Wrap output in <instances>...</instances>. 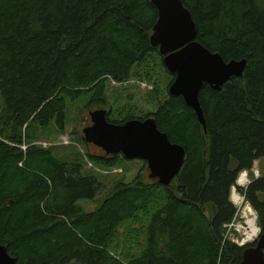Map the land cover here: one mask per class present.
<instances>
[{"label": "trees", "instance_id": "obj_1", "mask_svg": "<svg viewBox=\"0 0 264 264\" xmlns=\"http://www.w3.org/2000/svg\"><path fill=\"white\" fill-rule=\"evenodd\" d=\"M180 1L196 41L226 62L246 60L242 78L220 91L203 85L206 133L183 99L167 93L174 77L150 45L157 20L150 0H0V244L18 264H239L255 246L223 241L222 228L234 219L229 197L238 175L264 162V0ZM132 73L153 85L146 102L156 111L121 105L107 121L153 118L185 161L171 186L119 179L86 213L78 204L95 201L101 184L82 174L81 158L69 165L31 146V131L51 121L63 131L67 101L104 107L110 81L123 85ZM86 158L103 169L124 160ZM243 194L264 234V176ZM126 224V242L135 240L129 255L112 248Z\"/></svg>", "mask_w": 264, "mask_h": 264}, {"label": "water", "instance_id": "obj_2", "mask_svg": "<svg viewBox=\"0 0 264 264\" xmlns=\"http://www.w3.org/2000/svg\"><path fill=\"white\" fill-rule=\"evenodd\" d=\"M150 2L157 11L150 45L158 50L163 66L174 77L168 94L183 99L206 133L198 101L203 85L220 91L231 79L242 78L246 60L226 62L196 41V24L180 0ZM107 114L104 109L88 114L92 125L82 132L85 143L101 149L106 156L120 155L126 161H142L147 166L148 179L163 187L171 186L183 167L184 148L171 143L167 135L158 130L153 118L116 125L107 121ZM0 264H18L1 244ZM239 264H264V234L259 236L254 247L244 249Z\"/></svg>", "mask_w": 264, "mask_h": 264}, {"label": "rangeland", "instance_id": "obj_3", "mask_svg": "<svg viewBox=\"0 0 264 264\" xmlns=\"http://www.w3.org/2000/svg\"><path fill=\"white\" fill-rule=\"evenodd\" d=\"M156 74L157 75H155V79L158 80L160 87L164 88V85L167 82L166 74L159 69L157 70ZM153 88L154 87L151 83L147 82L146 80H140L139 78L135 77V74L132 73L130 80L125 82L123 85H117L110 81L106 90L107 104L104 107H89L87 105L88 100L85 97H82L75 102L67 101L65 110L66 118L63 131L60 132L58 130L54 121H51L46 128L35 127L31 131V133L35 135L33 136L34 139L32 140L33 143L31 146L49 150L55 157L62 161H66L69 165H71L74 160L81 158L83 160L82 174L85 176L91 175L95 177L101 184L102 191L95 198V201H82L78 204L82 211L86 213L95 211L104 198L103 194L109 191V189L112 187V184L116 180L122 179L124 182L129 183L137 175H139L141 181L146 183L149 182L147 166L142 161L121 160L117 167L109 169H103L92 164L86 158V154L90 152L94 154L95 151L93 149L90 151L88 147L85 148L83 146L82 130L85 128L86 122L89 118L88 114L98 109H104L107 112H111L115 107L126 105L125 111L132 110L135 113L143 112L144 114L149 112L154 113L156 111V106H153L154 104H152V102L150 104L146 102V97L150 95V93L153 91ZM116 101L117 103H115ZM21 149L25 150V147H21ZM231 166L234 167V163H231ZM255 174L258 178L264 176V162L254 164L252 171L248 173L249 181L255 179ZM231 192L229 201L235 207L233 224L237 227L244 224L245 219H243L242 216L246 214L248 215L247 218L254 220L257 226L256 213L252 210L250 205L245 200L240 205L234 204V202L231 200ZM244 192L245 190L243 189H237V194L241 195L242 197L244 196ZM164 200L165 199L163 198L160 202H158L156 211L161 207ZM248 207L253 213L252 216L245 210ZM130 230L131 224L122 226L119 230L116 241L112 244L113 249L121 250L124 255H129L130 251H132L133 245L135 244V240H129V242H126L125 234ZM232 233L234 234L235 232L232 230L231 234ZM235 237L239 238V235L235 233ZM143 238L144 235H141L138 238V241L142 242ZM222 239L223 241L230 242L226 239L225 227L222 228ZM117 259L120 260L118 255Z\"/></svg>", "mask_w": 264, "mask_h": 264}, {"label": "built area", "instance_id": "obj_4", "mask_svg": "<svg viewBox=\"0 0 264 264\" xmlns=\"http://www.w3.org/2000/svg\"><path fill=\"white\" fill-rule=\"evenodd\" d=\"M255 178H258L256 174H255ZM249 184H250V181L248 179V172L242 171L236 179L235 186L231 189L232 190L231 200L233 201V197L237 196L238 198H242V202H244V200H245L244 196L242 197L241 195L237 194V189L246 190V188L248 187ZM250 215L252 216L253 213L251 212ZM247 217H248V215H246V214H244V216H242V218L245 219V222H244V224H242L238 227L233 224L234 219L230 224L224 226L226 229V239L238 247H245L249 244H252L259 237L258 236L259 229H258V232L256 234H253L251 229L247 225V221H252V219H249ZM232 230L237 235H239V238H241V239L235 237V233L231 234Z\"/></svg>", "mask_w": 264, "mask_h": 264}, {"label": "bare ground", "instance_id": "obj_5", "mask_svg": "<svg viewBox=\"0 0 264 264\" xmlns=\"http://www.w3.org/2000/svg\"><path fill=\"white\" fill-rule=\"evenodd\" d=\"M233 202H234V204H236V205H240V204L243 203V202H242V198H238L237 196H234V197H233ZM245 210L247 211L248 214H251V212H252L251 209H250L249 207L246 208ZM247 225L249 226V228L251 229V231H252L253 234H256V233L258 232V228H257V226H256L254 220H252V221H247Z\"/></svg>", "mask_w": 264, "mask_h": 264}, {"label": "flooded vegetation", "instance_id": "obj_6", "mask_svg": "<svg viewBox=\"0 0 264 264\" xmlns=\"http://www.w3.org/2000/svg\"><path fill=\"white\" fill-rule=\"evenodd\" d=\"M91 125H92V123H91L90 119L88 118V120L86 122V125H85V128H89ZM85 128H83V130ZM83 130H82V132H83ZM87 147L89 148L90 151H91V149H93L95 151L94 154L90 152L93 155H96V156H99V157H102V158H110V157H112V156H106L105 153L101 149H99V148H97V147H95V146H93L91 144H87Z\"/></svg>", "mask_w": 264, "mask_h": 264}, {"label": "crops", "instance_id": "obj_7", "mask_svg": "<svg viewBox=\"0 0 264 264\" xmlns=\"http://www.w3.org/2000/svg\"><path fill=\"white\" fill-rule=\"evenodd\" d=\"M255 163H259V161H256ZM255 163H254V164H255ZM254 164H253V167H254ZM251 171H252V170H251ZM251 171H250V172H251ZM247 172H248V171H247ZM248 173H249V172H248Z\"/></svg>", "mask_w": 264, "mask_h": 264}]
</instances>
